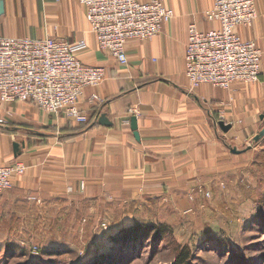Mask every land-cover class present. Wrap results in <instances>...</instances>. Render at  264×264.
<instances>
[{
    "label": "crops",
    "instance_id": "1",
    "mask_svg": "<svg viewBox=\"0 0 264 264\" xmlns=\"http://www.w3.org/2000/svg\"><path fill=\"white\" fill-rule=\"evenodd\" d=\"M2 1L0 37L83 40L82 63L101 66L104 80L84 91L80 106L90 120L87 126L46 115L29 103L0 105V115L13 113L9 127L0 130V167L15 160L26 166L13 189L0 194V208L20 204L26 193L41 199L42 206L60 208L83 193L102 208L112 206L103 204L108 194L146 211L147 201L158 205L171 196L175 204V193H191L196 184L221 178L229 161L244 154L231 149L249 150L228 141L249 137L255 119L264 115V0H254L253 25L236 29L262 51L259 80L235 82L228 91L210 85L190 90L184 75L188 26L201 32L218 28L204 16L212 0H165L173 18L151 41L126 44L127 68L99 50L77 0ZM93 95L98 100L91 101ZM101 115L109 124L98 123ZM131 117L137 120L138 140ZM219 122L230 129L222 131ZM14 143L24 144L17 157Z\"/></svg>",
    "mask_w": 264,
    "mask_h": 264
},
{
    "label": "rangeland",
    "instance_id": "2",
    "mask_svg": "<svg viewBox=\"0 0 264 264\" xmlns=\"http://www.w3.org/2000/svg\"><path fill=\"white\" fill-rule=\"evenodd\" d=\"M12 117L5 119V126ZM255 121L249 137L228 141L238 150L249 148L241 159L229 161L221 178L196 184L191 193H175V204L167 196L158 205L147 201L145 211L105 194L103 204L112 206L102 208L80 193L59 208L21 194L20 204L0 208V264H95L100 256L105 257L101 264H177L181 253L189 256L184 264H264V137L253 142L263 121ZM6 129L0 127L1 132ZM135 223L167 225L172 236L122 247L110 242Z\"/></svg>",
    "mask_w": 264,
    "mask_h": 264
},
{
    "label": "built area",
    "instance_id": "3",
    "mask_svg": "<svg viewBox=\"0 0 264 264\" xmlns=\"http://www.w3.org/2000/svg\"><path fill=\"white\" fill-rule=\"evenodd\" d=\"M77 1L85 8L99 50L124 68L128 66L126 44L151 41L174 16L165 0ZM204 16L218 28L206 32L194 24L187 28L184 75L190 90L210 85L227 91L235 82H258L262 51L236 33L256 20L254 0H212ZM86 49L83 40L0 37V105L29 103L46 115L86 125L90 120L80 106L84 91L104 80L101 66L82 63L80 55ZM95 100L98 97L93 95L91 101ZM12 114L10 110L1 113V128L7 127L5 119ZM24 172L18 160L1 166L0 192L10 189Z\"/></svg>",
    "mask_w": 264,
    "mask_h": 264
},
{
    "label": "trees",
    "instance_id": "4",
    "mask_svg": "<svg viewBox=\"0 0 264 264\" xmlns=\"http://www.w3.org/2000/svg\"><path fill=\"white\" fill-rule=\"evenodd\" d=\"M90 123V121H89ZM87 123L85 126L89 125ZM172 236V229L164 224L157 223V224H140L135 223L132 226L126 227L119 231L116 235L110 238V242L114 245L124 246L126 243L137 240H146V241H153L159 243L163 241L166 237ZM54 254L57 255L58 252L47 251V255ZM131 259L134 258L133 254ZM129 258V260H130ZM189 256L187 253H181L176 261L177 264H184L188 260ZM105 257H99L98 262L96 261L95 264H101ZM128 259V258H127ZM43 262V261H41ZM105 262V261H104ZM37 264V263H33Z\"/></svg>",
    "mask_w": 264,
    "mask_h": 264
},
{
    "label": "water",
    "instance_id": "5",
    "mask_svg": "<svg viewBox=\"0 0 264 264\" xmlns=\"http://www.w3.org/2000/svg\"><path fill=\"white\" fill-rule=\"evenodd\" d=\"M4 11V5H3V1L0 0V15L3 13ZM260 120L263 121V127L262 129L253 137V142L257 143L259 140H261L264 137V115L260 116ZM99 124H109L106 120L105 115H101L99 120H98ZM219 127L221 128L222 131L227 132L230 129L229 125H225L223 122H219ZM130 128L133 132V135L135 137L136 140H138V133H137V120L135 117H131L130 118ZM20 146L24 147V144L19 145L18 143H14L13 144V153L14 156L17 157L20 155L21 151H20ZM232 153L234 154H240L242 152L245 151H237L236 149H231L230 150Z\"/></svg>",
    "mask_w": 264,
    "mask_h": 264
}]
</instances>
